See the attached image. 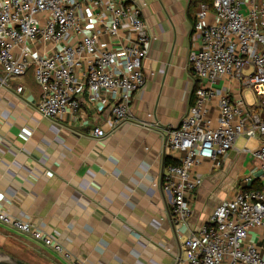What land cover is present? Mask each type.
<instances>
[{"label": "built area", "instance_id": "1", "mask_svg": "<svg viewBox=\"0 0 264 264\" xmlns=\"http://www.w3.org/2000/svg\"><path fill=\"white\" fill-rule=\"evenodd\" d=\"M192 39L193 103L177 126L162 131L171 159L162 185L182 237L177 261L264 264V244L250 239L264 231V0L200 3ZM151 42L140 8L130 0H0L2 83L32 68L44 117H79L88 96L109 106V132L132 121L133 97L147 81L143 63ZM246 89L255 94L253 104ZM22 90L17 86L16 92ZM106 134L102 126L92 130L96 138ZM239 138L257 142L243 151L259 163L258 179L248 177V188L215 206L198 231L189 230L193 195L204 181L200 170L219 167ZM0 223L69 257L32 220L0 208Z\"/></svg>", "mask_w": 264, "mask_h": 264}, {"label": "crops", "instance_id": "2", "mask_svg": "<svg viewBox=\"0 0 264 264\" xmlns=\"http://www.w3.org/2000/svg\"><path fill=\"white\" fill-rule=\"evenodd\" d=\"M130 1L140 8L152 42L132 121L116 130L105 125L107 103L88 96L79 117L42 116L33 69L2 83L0 67V208L32 220L69 254L0 223V241L20 248L12 243L17 240L31 249L20 248L29 264H178L182 255L162 185L171 161L162 131L177 126L193 103L196 78L188 55L197 7L190 0ZM96 126L107 134L94 137ZM243 141L219 167L200 170L204 181L193 195L189 230L198 231L215 206L248 188V177L258 179L259 163L243 151ZM257 233L250 239L263 245L264 231Z\"/></svg>", "mask_w": 264, "mask_h": 264}, {"label": "rangeland", "instance_id": "3", "mask_svg": "<svg viewBox=\"0 0 264 264\" xmlns=\"http://www.w3.org/2000/svg\"><path fill=\"white\" fill-rule=\"evenodd\" d=\"M245 97L247 99V101L250 103V104H253L255 102V94L253 93L252 90L250 89H246L245 90ZM243 139V138H242ZM239 139L238 142H237V146L240 147V148H243L244 146V139ZM246 141V140H245ZM256 145V140L252 139L248 142V147L250 148H253L254 146ZM22 237L24 238H27L26 236L24 235H21ZM28 239V238H27ZM12 243L16 244L18 247L24 249V251H28V252H31V249H29L28 247H26L23 243L17 241V240H12ZM20 248H17V247H14V246H11L10 243H5L0 241V250L9 254V255H12L18 259H21V255H22V251ZM35 252V251H34ZM35 256V254H34ZM22 260V259H21ZM24 261V260H23ZM29 263V262H28Z\"/></svg>", "mask_w": 264, "mask_h": 264}, {"label": "water", "instance_id": "4", "mask_svg": "<svg viewBox=\"0 0 264 264\" xmlns=\"http://www.w3.org/2000/svg\"><path fill=\"white\" fill-rule=\"evenodd\" d=\"M0 264H29L0 250Z\"/></svg>", "mask_w": 264, "mask_h": 264}, {"label": "trees", "instance_id": "5", "mask_svg": "<svg viewBox=\"0 0 264 264\" xmlns=\"http://www.w3.org/2000/svg\"><path fill=\"white\" fill-rule=\"evenodd\" d=\"M191 1V6L197 7L200 3L202 2H206V3H210V0H190ZM170 162V160H166V164H168Z\"/></svg>", "mask_w": 264, "mask_h": 264}]
</instances>
